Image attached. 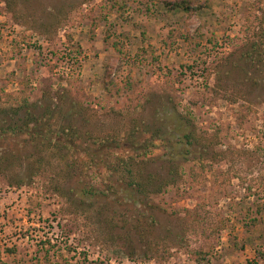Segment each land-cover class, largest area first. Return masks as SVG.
<instances>
[{
    "label": "rangeland",
    "instance_id": "obj_1",
    "mask_svg": "<svg viewBox=\"0 0 264 264\" xmlns=\"http://www.w3.org/2000/svg\"><path fill=\"white\" fill-rule=\"evenodd\" d=\"M263 49L264 0L191 15L159 0H0V120L64 89L53 129L73 123L96 162V142H153L147 169L168 181L83 195L105 185L103 164L81 172L54 140L0 138V264H264Z\"/></svg>",
    "mask_w": 264,
    "mask_h": 264
},
{
    "label": "trees",
    "instance_id": "obj_2",
    "mask_svg": "<svg viewBox=\"0 0 264 264\" xmlns=\"http://www.w3.org/2000/svg\"><path fill=\"white\" fill-rule=\"evenodd\" d=\"M159 1L162 2L164 6L168 7V9L171 11L183 10L186 11L189 15H191L197 14L204 7H209L210 0ZM258 45L259 44H253L252 47L258 48ZM261 55L263 57H260ZM255 58L257 61H262L264 59V49L262 50V52L256 54ZM65 91L63 89L61 92L58 91L56 94H54V96L56 97V102H54V100L52 101L51 99H49L50 103L46 104L44 110L40 114L38 113V115L34 114L31 111V109L29 108L31 106L30 103H28L27 100H24L23 105L21 104L17 107V109L14 110L15 112L19 109L24 111L25 113L22 118L19 117V120L8 124H5V118H3L2 121L0 120V138H3L1 140H4L8 135L14 136L15 134L21 133L28 134L30 136L29 139H31L30 141L34 139L36 140V138L40 139V144L44 146L49 145L54 140L53 146L67 147L70 151H72V153H76L74 157H72L70 161L67 162V164L70 167H73V165L82 164L80 166L83 167L80 169L81 172L84 169L85 171H87V169L89 170L92 167L98 169L100 167L99 165L103 164L108 174L107 179H105V181L102 179L105 185L102 187L94 185L85 187V189H83V195L90 194L91 196H104L107 198L109 196L108 191L115 193L116 189L114 187H117V185L120 184L125 185V189L131 188L138 193L147 191H150L151 193H157L163 188V186L168 183V181H165L163 183L158 182L156 174H154L153 171L147 169L146 153L149 147L153 145V142L146 146H140V143H138L137 141L135 142L137 144H134L132 147L128 145V150H125V143H122L120 140L116 141L105 139L96 142L97 150L101 152L103 150H106L105 156L102 154L99 158L100 161L96 162L95 159L91 157L93 152L86 147L83 148L81 145L82 143L76 141L77 138H80V135L78 133L81 132L78 131V129L73 123H62L57 129H53L52 124L57 120V111L60 112V108L65 109L64 107L62 108V106H65L67 104L69 105L68 100H66L68 99V93H66ZM148 127L145 128V130L143 129V131H146ZM139 131L140 129L138 128V126L131 127L129 135L131 137L136 136V133H138ZM186 136L189 137L188 135ZM131 137H126L127 139L125 138L124 140H130ZM153 139H160V135L154 134V136L151 137L150 141H152ZM106 142H109L110 144L114 143V145L112 146L106 144V146H104L105 148H100V145H103ZM77 145L80 146L79 148L81 151H83L87 155H90L89 158L86 156L88 158L87 161L86 159H82L79 155H77ZM136 146H138V148L137 150H134L136 149ZM121 149H123V151H130V153L124 156L123 154L119 153ZM0 157V159H4L2 156ZM70 171L73 172L74 169ZM70 171L69 174L71 173ZM22 182L23 178H20L17 180L16 185H20ZM201 259H203V256H200L198 258L199 261Z\"/></svg>",
    "mask_w": 264,
    "mask_h": 264
}]
</instances>
